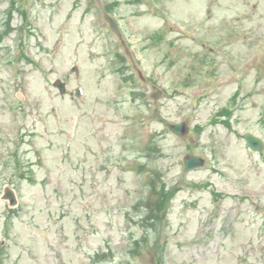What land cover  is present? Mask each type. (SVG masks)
Returning a JSON list of instances; mask_svg holds the SVG:
<instances>
[{"label": "rangeland", "instance_id": "1", "mask_svg": "<svg viewBox=\"0 0 264 264\" xmlns=\"http://www.w3.org/2000/svg\"><path fill=\"white\" fill-rule=\"evenodd\" d=\"M247 132L264 0H0V264H264Z\"/></svg>", "mask_w": 264, "mask_h": 264}, {"label": "water", "instance_id": "2", "mask_svg": "<svg viewBox=\"0 0 264 264\" xmlns=\"http://www.w3.org/2000/svg\"><path fill=\"white\" fill-rule=\"evenodd\" d=\"M107 19L109 20L112 28L118 33H120L119 25L115 21V19L109 15H107ZM59 86L63 88V84H60ZM154 96L157 97V95H154ZM170 128L175 133L182 135V136H184L189 131V126L187 122L172 124ZM245 138L247 140L248 145L251 146L253 149L261 150L263 148V141L257 136H255L254 134L247 133L245 135ZM204 163H205V159L203 157L189 154L185 158V169L188 170V169H192L195 167H199V166L204 165Z\"/></svg>", "mask_w": 264, "mask_h": 264}, {"label": "trees", "instance_id": "3", "mask_svg": "<svg viewBox=\"0 0 264 264\" xmlns=\"http://www.w3.org/2000/svg\"><path fill=\"white\" fill-rule=\"evenodd\" d=\"M23 178H28L27 175H25ZM32 179V178H31Z\"/></svg>", "mask_w": 264, "mask_h": 264}]
</instances>
